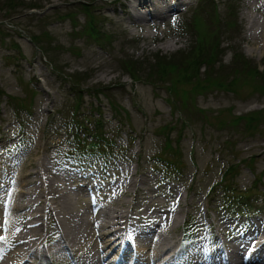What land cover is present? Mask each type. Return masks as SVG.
I'll use <instances>...</instances> for the list:
<instances>
[{
  "label": "rangeland",
  "instance_id": "rangeland-1",
  "mask_svg": "<svg viewBox=\"0 0 264 264\" xmlns=\"http://www.w3.org/2000/svg\"><path fill=\"white\" fill-rule=\"evenodd\" d=\"M127 1L0 0V221L25 167L79 209L130 205L146 240L158 207L210 244H250L264 224V54L247 26L264 17L249 0H183L129 42Z\"/></svg>",
  "mask_w": 264,
  "mask_h": 264
},
{
  "label": "bare ground",
  "instance_id": "bare-ground-1",
  "mask_svg": "<svg viewBox=\"0 0 264 264\" xmlns=\"http://www.w3.org/2000/svg\"><path fill=\"white\" fill-rule=\"evenodd\" d=\"M182 3L183 0L127 1L126 10L121 8L122 14L128 13L123 22L124 27L131 29V25H135L144 28L149 24L148 21L161 18ZM249 8L264 17V0H249ZM247 28L251 31L248 39L256 50L264 54V18L249 20ZM130 34L136 35L134 30ZM36 161L39 163L38 159ZM39 171L42 173V170ZM35 173L23 167L12 178L17 191L9 194L11 206L5 211L6 222L0 221L3 237L0 239V264H264V224L261 225L260 221L252 225L255 231L262 229L251 239L254 242L252 245L248 244L249 236L245 235H239L225 244L217 237L212 244L200 241L197 246H185L181 252L182 241H174L170 236L178 226V220L166 213L168 211L157 207L154 213L161 218L156 222L160 229L155 233L154 240H146L143 226L140 230H130V216L124 213L119 202L111 204L108 200L99 209H96V203L90 208L79 209L77 195L72 196L61 182L49 186L50 190L44 188L42 175L41 180L39 177V180L29 182ZM8 183H0V192L7 191ZM73 188L79 193L80 189L90 190L89 185L81 183ZM96 189L92 192H96ZM112 193V190L107 189L100 197L106 202L108 197L114 196ZM23 200L26 202L20 204ZM2 203L5 205V199ZM21 211L25 213L21 214ZM167 214L169 217L166 219L164 215ZM47 218L55 222V230L59 235L55 246L48 248V252L44 249L41 237L47 228L44 222ZM17 219L21 223H16ZM135 220L140 221V217L136 216ZM162 220L166 222L165 227Z\"/></svg>",
  "mask_w": 264,
  "mask_h": 264
},
{
  "label": "snow or ice",
  "instance_id": "snow-or-ice-1",
  "mask_svg": "<svg viewBox=\"0 0 264 264\" xmlns=\"http://www.w3.org/2000/svg\"><path fill=\"white\" fill-rule=\"evenodd\" d=\"M0 239H3V237H0Z\"/></svg>",
  "mask_w": 264,
  "mask_h": 264
},
{
  "label": "trees",
  "instance_id": "trees-1",
  "mask_svg": "<svg viewBox=\"0 0 264 264\" xmlns=\"http://www.w3.org/2000/svg\"><path fill=\"white\" fill-rule=\"evenodd\" d=\"M203 63V62H202ZM206 63V62H205ZM199 65H201V64H199ZM237 195V194H236Z\"/></svg>",
  "mask_w": 264,
  "mask_h": 264
}]
</instances>
